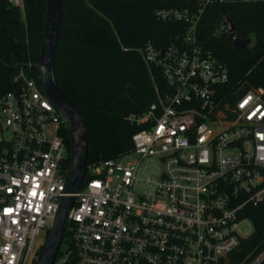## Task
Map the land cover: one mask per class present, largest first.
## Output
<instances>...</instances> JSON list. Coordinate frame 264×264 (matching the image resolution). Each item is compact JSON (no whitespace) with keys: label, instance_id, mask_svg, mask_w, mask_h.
Masks as SVG:
<instances>
[{"label":"built area","instance_id":"built-area-1","mask_svg":"<svg viewBox=\"0 0 264 264\" xmlns=\"http://www.w3.org/2000/svg\"><path fill=\"white\" fill-rule=\"evenodd\" d=\"M261 1L156 10L187 29L166 47L139 48L164 85L127 117L141 127L133 147L88 163L67 219L71 247L54 264H233L230 254L252 233L243 212L264 203V88L228 86V65L200 44L197 28L209 5ZM28 67L0 96V264H35L71 169L67 120ZM263 261L264 250L246 264Z\"/></svg>","mask_w":264,"mask_h":264},{"label":"trees","instance_id":"trees-1","mask_svg":"<svg viewBox=\"0 0 264 264\" xmlns=\"http://www.w3.org/2000/svg\"><path fill=\"white\" fill-rule=\"evenodd\" d=\"M47 4L48 0H23L21 7L0 0V96L15 87L13 78L21 68L40 61ZM186 4L188 0H64L56 76L82 113L89 164L133 147L132 136L141 127L127 117L157 101L156 85H164L160 69H151L139 48L148 40L166 47L172 36L183 35L185 22L158 19L156 10ZM223 10L234 20L237 36L254 39L252 44L234 47L222 22ZM197 35L205 49L228 65V86L238 94L264 88V1L209 5ZM30 70L39 77L37 68ZM64 133L70 142L67 129ZM243 216L254 229L230 254L233 264H246L264 250V203L248 206ZM68 236L66 232L57 257L63 246L71 247ZM42 250L43 246L40 254Z\"/></svg>","mask_w":264,"mask_h":264},{"label":"water","instance_id":"water-1","mask_svg":"<svg viewBox=\"0 0 264 264\" xmlns=\"http://www.w3.org/2000/svg\"><path fill=\"white\" fill-rule=\"evenodd\" d=\"M63 15L64 0H48L41 57L38 63L32 64L38 69L45 93L67 120V132L71 145V169L66 188L67 195L60 202L54 225L48 234L37 264L55 263L65 237L69 211L76 202V193L86 176L88 165V134L82 113L75 101L62 89L56 76V49ZM221 18L236 49L240 50L251 44L250 38L242 39L237 36L235 22L226 11H222ZM26 65L29 66V63Z\"/></svg>","mask_w":264,"mask_h":264},{"label":"rangeland","instance_id":"rangeland-1","mask_svg":"<svg viewBox=\"0 0 264 264\" xmlns=\"http://www.w3.org/2000/svg\"><path fill=\"white\" fill-rule=\"evenodd\" d=\"M13 3V2H12ZM15 4V3H14ZM16 5V4H15ZM22 5V4H21ZM22 7V6H21ZM114 30V32H117L116 31V29L114 28L113 29ZM254 42V39H253V41L251 42V44ZM130 158H128V159H126V160H129ZM154 164L152 163V162H148V161H145L144 163H143V167H145V166H148V167H152ZM253 229H254V226H253V223L251 222V221H249V222H247V223H244L243 224V231L244 232H246V233H248V234H250L251 232H253ZM45 241H46V239H45V236L43 235V236H39L38 237V239H37V246L39 247L41 244H44L45 243ZM64 249V247H62V250ZM39 255H40V251H39V253L37 254V258H36V260H35V264H37V262H38V259H39ZM60 257V256H59ZM58 257V258H59Z\"/></svg>","mask_w":264,"mask_h":264}]
</instances>
